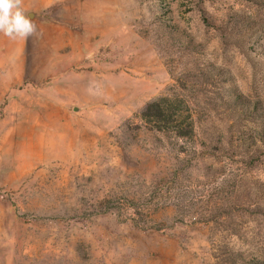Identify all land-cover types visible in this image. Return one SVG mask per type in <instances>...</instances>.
<instances>
[{"label": "rangeland", "instance_id": "1", "mask_svg": "<svg viewBox=\"0 0 264 264\" xmlns=\"http://www.w3.org/2000/svg\"><path fill=\"white\" fill-rule=\"evenodd\" d=\"M0 33V264H264V0H19ZM184 97L185 139L139 118Z\"/></svg>", "mask_w": 264, "mask_h": 264}, {"label": "trees", "instance_id": "2", "mask_svg": "<svg viewBox=\"0 0 264 264\" xmlns=\"http://www.w3.org/2000/svg\"><path fill=\"white\" fill-rule=\"evenodd\" d=\"M140 120L159 133L168 132L185 139L195 130V121L184 97H160L145 105Z\"/></svg>", "mask_w": 264, "mask_h": 264}, {"label": "clouds", "instance_id": "3", "mask_svg": "<svg viewBox=\"0 0 264 264\" xmlns=\"http://www.w3.org/2000/svg\"><path fill=\"white\" fill-rule=\"evenodd\" d=\"M34 31V25L21 9L19 0H0V33L9 37H26Z\"/></svg>", "mask_w": 264, "mask_h": 264}]
</instances>
